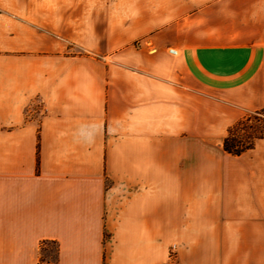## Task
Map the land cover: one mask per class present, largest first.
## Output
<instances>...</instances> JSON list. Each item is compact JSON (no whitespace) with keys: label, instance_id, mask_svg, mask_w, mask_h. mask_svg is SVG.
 I'll return each instance as SVG.
<instances>
[{"label":"crops","instance_id":"obj_1","mask_svg":"<svg viewBox=\"0 0 264 264\" xmlns=\"http://www.w3.org/2000/svg\"><path fill=\"white\" fill-rule=\"evenodd\" d=\"M257 112L264 0H0V264H264Z\"/></svg>","mask_w":264,"mask_h":264},{"label":"rangeland","instance_id":"obj_2","mask_svg":"<svg viewBox=\"0 0 264 264\" xmlns=\"http://www.w3.org/2000/svg\"><path fill=\"white\" fill-rule=\"evenodd\" d=\"M264 131V116L262 113H250L244 121L237 125L232 131L233 135L242 143H250L257 136H261ZM45 249H55V245L51 242L45 244ZM46 250L39 251L40 262L54 264L53 258H49Z\"/></svg>","mask_w":264,"mask_h":264},{"label":"trees","instance_id":"obj_3","mask_svg":"<svg viewBox=\"0 0 264 264\" xmlns=\"http://www.w3.org/2000/svg\"><path fill=\"white\" fill-rule=\"evenodd\" d=\"M243 122V120H241L238 124H241ZM237 124V125H238ZM236 126V125H235ZM231 127L229 129V132L227 134V136L223 139V149L229 153L232 154H240L242 151L246 150L247 148H249L252 143H242L240 142L232 133V131L234 130V127ZM51 242L55 245V249L51 250V249H45V244ZM43 251L46 250L47 251V255L49 256V258H53L54 263L57 262L58 259V245L55 241H50V240H44L41 242L40 247H39V251Z\"/></svg>","mask_w":264,"mask_h":264},{"label":"built area","instance_id":"obj_4","mask_svg":"<svg viewBox=\"0 0 264 264\" xmlns=\"http://www.w3.org/2000/svg\"><path fill=\"white\" fill-rule=\"evenodd\" d=\"M174 253H175V249L173 247V248H171L170 253H169V263H171L173 256H174Z\"/></svg>","mask_w":264,"mask_h":264}]
</instances>
